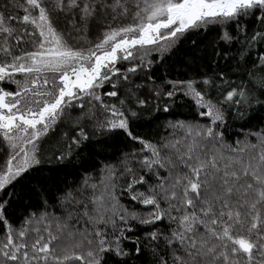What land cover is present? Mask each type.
I'll list each match as a JSON object with an SVG mask.
<instances>
[{
    "label": "snow or ice",
    "instance_id": "snow-or-ice-1",
    "mask_svg": "<svg viewBox=\"0 0 264 264\" xmlns=\"http://www.w3.org/2000/svg\"><path fill=\"white\" fill-rule=\"evenodd\" d=\"M0 264H264V0H0Z\"/></svg>",
    "mask_w": 264,
    "mask_h": 264
},
{
    "label": "trees",
    "instance_id": "trees-1",
    "mask_svg": "<svg viewBox=\"0 0 264 264\" xmlns=\"http://www.w3.org/2000/svg\"><path fill=\"white\" fill-rule=\"evenodd\" d=\"M193 38H195V37H193ZM189 42L190 41H186L185 42V45H182L181 46V50H180V53H179L181 56L183 55L184 51L187 50V44ZM137 131H139L141 134H145L147 136H151V135H153L154 125H147V126L138 128Z\"/></svg>",
    "mask_w": 264,
    "mask_h": 264
}]
</instances>
